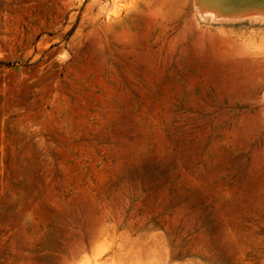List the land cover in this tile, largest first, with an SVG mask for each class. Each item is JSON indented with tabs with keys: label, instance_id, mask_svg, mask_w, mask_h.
Here are the masks:
<instances>
[{
	"label": "rangeland",
	"instance_id": "1",
	"mask_svg": "<svg viewBox=\"0 0 264 264\" xmlns=\"http://www.w3.org/2000/svg\"><path fill=\"white\" fill-rule=\"evenodd\" d=\"M200 2L0 0V264H264V21Z\"/></svg>",
	"mask_w": 264,
	"mask_h": 264
},
{
	"label": "bare ground",
	"instance_id": "2",
	"mask_svg": "<svg viewBox=\"0 0 264 264\" xmlns=\"http://www.w3.org/2000/svg\"><path fill=\"white\" fill-rule=\"evenodd\" d=\"M200 3L198 13L204 19L225 23L253 18L264 21V0H202Z\"/></svg>",
	"mask_w": 264,
	"mask_h": 264
}]
</instances>
